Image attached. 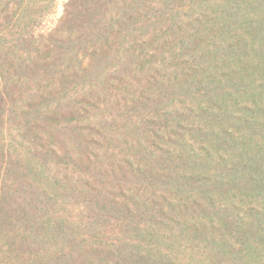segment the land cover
Returning <instances> with one entry per match:
<instances>
[{
	"label": "trees",
	"instance_id": "trees-1",
	"mask_svg": "<svg viewBox=\"0 0 264 264\" xmlns=\"http://www.w3.org/2000/svg\"><path fill=\"white\" fill-rule=\"evenodd\" d=\"M0 0V264H264V0Z\"/></svg>",
	"mask_w": 264,
	"mask_h": 264
},
{
	"label": "rangeland",
	"instance_id": "rangeland-1",
	"mask_svg": "<svg viewBox=\"0 0 264 264\" xmlns=\"http://www.w3.org/2000/svg\"><path fill=\"white\" fill-rule=\"evenodd\" d=\"M67 2V0H58V7H57V11L56 13L51 17L52 22L59 17L60 15H62L63 10H64V5Z\"/></svg>",
	"mask_w": 264,
	"mask_h": 264
}]
</instances>
